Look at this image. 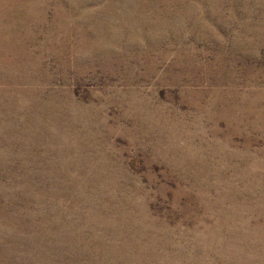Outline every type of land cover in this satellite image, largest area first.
I'll list each match as a JSON object with an SVG mask.
<instances>
[{
  "label": "rangeland",
  "instance_id": "rangeland-1",
  "mask_svg": "<svg viewBox=\"0 0 264 264\" xmlns=\"http://www.w3.org/2000/svg\"><path fill=\"white\" fill-rule=\"evenodd\" d=\"M0 264H264V0H0Z\"/></svg>",
  "mask_w": 264,
  "mask_h": 264
},
{
  "label": "bare ground",
  "instance_id": "bare-ground-1",
  "mask_svg": "<svg viewBox=\"0 0 264 264\" xmlns=\"http://www.w3.org/2000/svg\"><path fill=\"white\" fill-rule=\"evenodd\" d=\"M7 1H9V0H7ZM12 1V0H11ZM2 3H4V2H2ZM8 4V3H7ZM3 5V4H2ZM1 5V6H2ZM5 7V6H4ZM5 9H3V11H4ZM1 14H2V11H1ZM3 14H5V13H3ZM5 16H6V14H5ZM4 30V29H3Z\"/></svg>",
  "mask_w": 264,
  "mask_h": 264
}]
</instances>
